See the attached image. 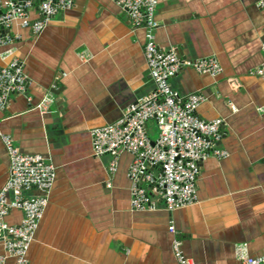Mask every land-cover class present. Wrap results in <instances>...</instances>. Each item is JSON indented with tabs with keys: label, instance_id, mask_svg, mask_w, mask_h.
Segmentation results:
<instances>
[{
	"label": "crops",
	"instance_id": "crops-1",
	"mask_svg": "<svg viewBox=\"0 0 264 264\" xmlns=\"http://www.w3.org/2000/svg\"><path fill=\"white\" fill-rule=\"evenodd\" d=\"M261 1L159 0L158 47L181 59L213 57L222 68L217 77L184 69L170 85L181 96L205 97L197 115L223 119L218 145L228 153L200 163L198 202L173 212L162 205L132 210L130 154L120 155L111 178L110 157L92 151L91 132L115 123L153 89L144 30L113 0H74L39 36L17 22L4 31L19 39L0 48V67L17 58L28 79L26 92L0 111V133L56 168L30 264H177L175 238L194 264H238L240 245L251 257L264 255V80L252 74L263 61ZM31 16L38 19L37 8ZM9 49L14 54L5 57ZM45 96L54 103L41 114L33 105ZM148 129L155 137L153 123ZM8 171L0 140V190ZM21 220L18 211L7 217L11 225Z\"/></svg>",
	"mask_w": 264,
	"mask_h": 264
},
{
	"label": "built area",
	"instance_id": "built-area-1",
	"mask_svg": "<svg viewBox=\"0 0 264 264\" xmlns=\"http://www.w3.org/2000/svg\"><path fill=\"white\" fill-rule=\"evenodd\" d=\"M125 10L130 22L144 30V58L153 82V89L136 103L129 105L115 123L91 132L95 157L109 156V174L117 172L120 155L132 157L127 177L130 182V207L134 211L155 210L162 205L173 212L198 202L197 180L200 163L208 158L225 159L228 153L218 143L222 139L223 119L204 120L197 109L205 101L200 93L181 96L170 82L184 69L217 77L222 73L213 58L181 59L174 50L160 49L156 43L158 28L156 10L159 0H113ZM264 10V0L258 4ZM74 0H0V48L10 46L19 37L4 34L17 22L39 36L60 12L71 10ZM37 8L38 19L31 16ZM263 61L253 75L264 80ZM5 57L13 56L9 49ZM27 74L23 63L12 58L0 67V111L6 109L12 95L27 90ZM29 102L32 100L29 98ZM54 99L45 96L33 105L41 114L50 112ZM259 111L264 112V107ZM154 124L152 137L148 124ZM9 159L8 179L0 190V264H30L28 253L49 203L56 180L54 164L41 155L22 153L11 136L0 133ZM12 211L22 214L17 225L7 222ZM169 232L175 233L173 225ZM172 250L177 264H194L185 256L181 241L175 238ZM238 264H264V255L251 257L247 245L235 250Z\"/></svg>",
	"mask_w": 264,
	"mask_h": 264
}]
</instances>
